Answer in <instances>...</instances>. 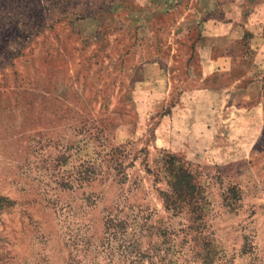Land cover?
<instances>
[{"label": "rangeland", "instance_id": "rangeland-1", "mask_svg": "<svg viewBox=\"0 0 264 264\" xmlns=\"http://www.w3.org/2000/svg\"><path fill=\"white\" fill-rule=\"evenodd\" d=\"M139 260L264 264V0H0V264Z\"/></svg>", "mask_w": 264, "mask_h": 264}, {"label": "trees", "instance_id": "trees-1", "mask_svg": "<svg viewBox=\"0 0 264 264\" xmlns=\"http://www.w3.org/2000/svg\"><path fill=\"white\" fill-rule=\"evenodd\" d=\"M169 191L164 193V203L167 209L175 210L182 205H187L189 211L200 213L204 208L201 199L203 196L200 187L197 185L189 166H183V162H177L174 157L166 159ZM138 264H142L141 260Z\"/></svg>", "mask_w": 264, "mask_h": 264}]
</instances>
